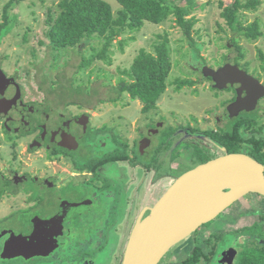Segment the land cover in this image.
Instances as JSON below:
<instances>
[{
    "label": "rangeland",
    "instance_id": "rangeland-1",
    "mask_svg": "<svg viewBox=\"0 0 264 264\" xmlns=\"http://www.w3.org/2000/svg\"><path fill=\"white\" fill-rule=\"evenodd\" d=\"M10 1L0 0V25L5 21L6 7ZM62 1L24 0L14 3L9 8L7 16L10 24L0 33V65L9 75L17 77L29 101L45 100L47 103V100H51L53 105L58 107H64V103L67 102H81L86 109L91 108L95 115H100L97 121L103 123L106 128L104 130L113 134L112 128L118 133L120 140L125 141L124 150L127 148L126 141L132 138L131 136L138 140L142 133L147 132L146 124L154 123L158 119L164 122V129L174 131L170 136L172 133L175 136V132L177 135L182 134L175 143L170 138L167 139L165 155L161 157L153 155L149 158L148 165L153 164L152 167L157 173L167 175L166 178H158L155 184L149 185L150 193L145 200L142 199L143 195L140 198L144 203L154 205L176 180L175 177L169 176L181 174L182 170L193 167L197 162L202 164L220 156V151L222 153L226 151V146L215 136L213 137L212 133L219 136L225 135V131L218 129L215 125V117L224 113V106L219 107L218 104L229 95L211 87L210 81L203 83L199 81L193 86L185 84L182 87H179V81L199 80L201 74L193 68L199 63L219 67L227 63L228 57L238 58L240 53L233 43L234 39L244 55L242 60L250 64L252 70L256 66L264 69V0H261L258 10H243L239 14L244 27H248L256 20L259 22L262 35L257 38H248L238 31L234 32L228 26L221 15L223 7L219 3L224 1V5H227L232 2L231 0H168L166 4L174 8L181 5L182 10L185 9L186 19L192 17L196 19L192 25L191 35L186 33L184 26L178 22L175 14H172L158 25L145 22L141 29L128 28L113 40L109 50L106 51H104V39L97 35L92 38L83 37L78 47L62 50L53 48L49 37L51 26L47 18L50 9L58 14L63 11V8L59 6ZM106 1L112 4L115 15L122 9V5L117 0ZM165 41L172 64L167 79V89L156 101L154 107L145 113L142 111L145 104L140 99H133L128 92L119 93L118 87L122 80L131 82L124 72L131 69L134 60L142 50L156 56L157 47ZM99 53L106 58L99 57ZM87 60H92V63H85ZM70 88H81V93L78 94ZM116 97V102H112ZM260 109L258 125L254 127L255 130L258 127V136L255 132H248L243 135L245 140L264 138V100L261 101L258 111ZM227 126L230 128V125ZM155 127L157 128V124ZM163 134L165 132L161 131L160 137L157 138L159 143H163ZM177 144L180 146L176 147ZM206 144H214L217 153L208 148L203 151L198 150L197 154H194L195 146ZM239 144L234 149L235 152L242 151V145L245 143L240 140ZM252 151L251 154H254L255 158L263 161L261 151L253 148ZM181 153H183L182 158L179 157ZM155 157L157 159L154 160ZM142 176L143 172H140L139 178ZM138 205L136 203L134 207L138 208ZM261 212H264V197L258 194L247 195L216 219L203 225L185 239V242L182 241V244L175 246L160 264H177L192 251L195 245L193 239L201 242L211 234L223 237L221 248L233 245L237 252L242 250L250 244V240L259 236L258 226L251 228L253 234L240 233L235 236L231 230L239 231L244 227L253 226L260 220ZM9 226L16 231L25 228ZM123 231L126 236L127 229L123 228ZM85 239L83 236L82 240L75 245L79 244L80 247ZM117 240H119L117 237H110L108 243L112 246ZM258 240L262 242L264 238ZM125 242L126 237H122L119 251L123 249L122 245ZM240 253L236 264H238ZM108 261L110 263L102 261L101 264H119L111 258ZM36 263L41 264L36 260L28 262L21 258L14 261L0 260V264Z\"/></svg>",
    "mask_w": 264,
    "mask_h": 264
},
{
    "label": "flooded vegetation",
    "instance_id": "flooded-vegetation-1",
    "mask_svg": "<svg viewBox=\"0 0 264 264\" xmlns=\"http://www.w3.org/2000/svg\"><path fill=\"white\" fill-rule=\"evenodd\" d=\"M226 62L246 68L264 85L262 67L256 66L252 70L242 58L228 57ZM224 65L212 68L218 69ZM205 66L201 63L193 66L201 77L190 81L195 82L193 85L199 81H210L214 88L212 78L202 73ZM0 69L15 81L7 84L4 92L0 93V103L12 104L0 120V251L10 237V231L31 235L39 228L38 225L51 222L53 228L46 231H51L49 237H57L58 248L48 257L30 260L21 257L22 260H36L41 264H101L102 261L109 262L111 258L121 264L125 244L135 224L143 213V218L147 216L149 208L153 206L143 201L150 193L149 185L155 184L158 178L167 177L166 174L157 173L153 164L148 165L149 158L165 155L167 139L175 143L182 134L175 132V136L174 133L170 136L174 131L164 129V122L158 119L146 124L147 132L142 133L138 140L131 136L124 150L125 141H121L112 128L113 134L104 130L103 123L97 121L100 115H95L91 108L86 109L81 102H67L64 107H58L51 100H47V103L45 100L29 101L17 77L9 75L1 65ZM219 91L229 96L218 104L219 107L224 106V113L216 115L215 125L223 129L225 135L238 128L240 138L245 143L240 152L255 158L251 153L252 148L258 149V139L248 141L243 135L255 132L258 136V127L256 130L254 127L258 125V114L261 112L258 109L264 98L259 100L254 111L245 110L233 115L230 107L238 98L237 91L234 88ZM161 131L165 132L162 135L163 143L157 141ZM212 136L217 139L219 135L212 133ZM180 144L175 146L179 147ZM215 147L214 144L197 145L193 148L194 154L208 148L217 153ZM225 148L226 151L218 152L219 155L231 153L229 147ZM182 154L179 157L182 158ZM199 164L197 162L193 167ZM191 168L169 177L177 178ZM140 172H143L142 178H139ZM142 195L143 200H140ZM136 203L139 204L138 208L134 207ZM9 225L25 228L16 231ZM123 228L127 229L126 236ZM5 230L9 233L2 234ZM83 236L85 242L80 247L79 244L75 245ZM110 237L119 240L111 246L108 243ZM122 237H126V242L119 251ZM197 240L193 239L194 244ZM222 243L221 240L217 245L213 264H222L224 253L234 248L233 245L221 248ZM239 252L241 250L233 264H236ZM17 259L20 258L11 261Z\"/></svg>",
    "mask_w": 264,
    "mask_h": 264
},
{
    "label": "water",
    "instance_id": "water-1",
    "mask_svg": "<svg viewBox=\"0 0 264 264\" xmlns=\"http://www.w3.org/2000/svg\"><path fill=\"white\" fill-rule=\"evenodd\" d=\"M202 73L212 78L214 88L237 91L238 98L230 107L233 115L254 111L264 98V85L240 65L205 66ZM13 82L0 69V93ZM11 106L0 103V120ZM250 194L264 197V163L246 153L223 154L191 168L176 178L144 218L143 213L131 232L121 264H160L175 246ZM50 223L38 225L31 235L10 231L0 258L48 257L59 246L57 237H49L51 231H46L53 228ZM6 233L9 231L2 234ZM237 253L234 248L226 251L221 263L233 264Z\"/></svg>",
    "mask_w": 264,
    "mask_h": 264
},
{
    "label": "trees",
    "instance_id": "trees-1",
    "mask_svg": "<svg viewBox=\"0 0 264 264\" xmlns=\"http://www.w3.org/2000/svg\"><path fill=\"white\" fill-rule=\"evenodd\" d=\"M22 1L24 0H11L8 3L5 21L0 25V33L10 24V19L7 16L9 8L14 3ZM117 1L122 5V9L118 11L117 15H115L112 4L106 0H63L59 4L63 8L62 12L58 14L50 9L47 22L51 26L49 37L53 43V48L62 50L69 47H78L83 37L92 38L97 35L99 38L104 39V51H106L109 50L113 40L122 32L128 28L141 29L145 22L158 25L172 14H175L178 22L184 26L186 33L189 35H191L193 23L196 22L193 17L186 19L187 12L184 11L185 9L182 10L181 5L174 8L172 5L166 4L168 0ZM231 1L227 5H224V1L219 3L223 7L221 15L228 26L234 32L238 31L248 38H257L262 35L257 20L248 27H244L239 17L243 10H258L261 0ZM233 43L240 53L238 58H243L244 55L235 39ZM101 54L99 53L98 56L103 57ZM85 63L90 64L92 60H87ZM171 67L166 41L157 47L156 56L142 50L134 60L131 69L124 72L131 82L122 80L118 87L119 93L128 92L133 99H140L145 104L142 111L147 112L154 107L156 101L166 91ZM194 83V81L182 80L179 81V87L185 84L191 86ZM70 90L78 94L81 93V88H70ZM116 99L117 97L112 102H116ZM217 139L225 143L231 153L235 152L234 149L240 145L239 141L241 140L238 128L228 131L225 136H218ZM260 150H263L261 153L264 162V138L258 139V151ZM259 219L251 227H244L239 231L231 230V233L235 236L240 235V233L253 234L251 228H257L258 226L260 237L258 236L257 240L254 238L250 240V244L241 250L238 264H264V241L258 240L264 238V212L259 214ZM222 238L221 235L211 234L201 242L196 241L190 254L188 253V256L177 264H213V259L217 254V245Z\"/></svg>",
    "mask_w": 264,
    "mask_h": 264
}]
</instances>
